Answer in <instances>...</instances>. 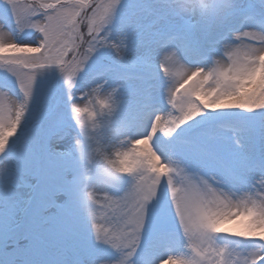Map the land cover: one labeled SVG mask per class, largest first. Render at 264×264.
<instances>
[{
	"label": "snow or ice",
	"instance_id": "snow-or-ice-1",
	"mask_svg": "<svg viewBox=\"0 0 264 264\" xmlns=\"http://www.w3.org/2000/svg\"><path fill=\"white\" fill-rule=\"evenodd\" d=\"M0 211V264H264V0H0Z\"/></svg>",
	"mask_w": 264,
	"mask_h": 264
},
{
	"label": "rangeland",
	"instance_id": "rangeland-1",
	"mask_svg": "<svg viewBox=\"0 0 264 264\" xmlns=\"http://www.w3.org/2000/svg\"><path fill=\"white\" fill-rule=\"evenodd\" d=\"M16 38L20 42H26L27 37L24 35H16ZM85 121H88V117H83ZM90 123V121H88ZM71 143V137L68 138V140L65 142L64 147H68ZM4 226V214L2 211H0V232H2ZM36 232L38 239H43L48 244L49 253L53 255L54 259L56 256V250L55 246L53 244V238H52V229L51 225H41L36 226ZM42 245V242H40ZM39 242H37V247L34 250H26L21 255H19L18 259L20 260L21 264H52V261L50 258L45 256V253L42 251L40 247ZM47 247H43L45 250H47ZM3 249L2 246H0V253H2ZM11 252V250H10ZM53 259V260H54Z\"/></svg>",
	"mask_w": 264,
	"mask_h": 264
}]
</instances>
